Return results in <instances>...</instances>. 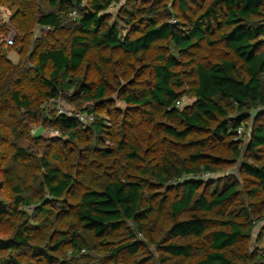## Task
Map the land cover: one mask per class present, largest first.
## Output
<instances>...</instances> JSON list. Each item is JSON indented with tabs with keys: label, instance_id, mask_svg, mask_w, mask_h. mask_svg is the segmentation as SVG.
I'll return each mask as SVG.
<instances>
[{
	"label": "trees",
	"instance_id": "obj_1",
	"mask_svg": "<svg viewBox=\"0 0 264 264\" xmlns=\"http://www.w3.org/2000/svg\"><path fill=\"white\" fill-rule=\"evenodd\" d=\"M0 4V264H264V0Z\"/></svg>",
	"mask_w": 264,
	"mask_h": 264
},
{
	"label": "rangeland",
	"instance_id": "obj_2",
	"mask_svg": "<svg viewBox=\"0 0 264 264\" xmlns=\"http://www.w3.org/2000/svg\"><path fill=\"white\" fill-rule=\"evenodd\" d=\"M42 2H39L37 5H41ZM112 13H114V9L111 10ZM17 14V8L13 7V8H10V7H7V6H4L2 4H0V24L4 25L7 29V32L4 33V34H0V43H5L7 46L8 45H12L14 43H16L18 40H21L22 39V44L25 43V33H23L22 31H20L13 23L14 21V15ZM74 14V13H73ZM48 31L50 29L47 28H43L42 26H38V25H34L32 30H31V39H30V44H34L36 41V38H39L41 37L42 35V31ZM30 33V29L27 31ZM12 43H10L11 41ZM20 47V46H17V48ZM9 58L13 61V63L17 64L20 60V55L17 51H11L9 53ZM70 93L72 92H68L64 95H70ZM69 96L67 98H69ZM66 97L63 96V103H62V106L65 107L66 111H72V109H70V107H67L66 104H65V100L66 102H68L69 100L67 99ZM87 105V103L85 104ZM85 107V106H84ZM43 108L45 109V113L46 114H50V112L52 111H55L56 113H58V111L56 110L55 107L51 106L50 104V101H45L43 103ZM0 119H2L0 117ZM104 119V123L106 124H109L110 123V118L108 116H104L103 117ZM30 126L29 128L31 129V132H32V135L34 137H38V136H44V138H52L56 135H59V132L55 133V130H52L51 128H48V127H43L41 124L42 122L41 121H35V122H30L29 123ZM249 126H250V123L249 125H247V132L246 134L243 136V139H244V143L246 144L247 140H248V130H249ZM106 142H108V140L105 138V137H102ZM245 144H244V147H245ZM244 150V148H243ZM259 231V227H257L256 229V236H255V240L257 238V233ZM254 244V243H253ZM0 257L2 258L1 254H0Z\"/></svg>",
	"mask_w": 264,
	"mask_h": 264
},
{
	"label": "built area",
	"instance_id": "obj_3",
	"mask_svg": "<svg viewBox=\"0 0 264 264\" xmlns=\"http://www.w3.org/2000/svg\"><path fill=\"white\" fill-rule=\"evenodd\" d=\"M10 43H12V41ZM62 103H63V96L62 95H59L57 98H54L53 100L50 101L51 106L56 108V110L58 111V114H63V115H67V116L74 115L75 117H77L79 119V121H81L82 123H85V124H87L88 122L93 120L92 115H88L87 113H76L75 114L72 111H69V112L66 111L65 107L62 106ZM243 131H244V127L242 126L239 128L238 133L242 134ZM56 132L58 133V131H55V133ZM204 176L208 177V176H210V174L207 173Z\"/></svg>",
	"mask_w": 264,
	"mask_h": 264
}]
</instances>
